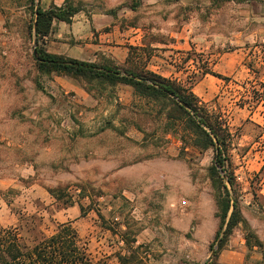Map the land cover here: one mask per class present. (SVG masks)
I'll list each match as a JSON object with an SVG mask.
<instances>
[{"label": "rangeland", "instance_id": "obj_1", "mask_svg": "<svg viewBox=\"0 0 264 264\" xmlns=\"http://www.w3.org/2000/svg\"><path fill=\"white\" fill-rule=\"evenodd\" d=\"M63 2L93 38L117 33L128 48L122 69L150 71L160 56L191 68L184 94L226 136L233 185L219 174L230 207L222 222L214 152L194 146L185 114L138 94L123 105L115 86L89 91L39 71L34 48L38 57L46 39L34 11L51 0H0V227L19 226L30 241L68 221L108 264L138 245L143 264H264V0ZM132 28L137 45L127 42ZM189 36L195 49H173ZM206 68L229 79L204 78ZM235 201L242 220L225 235Z\"/></svg>", "mask_w": 264, "mask_h": 264}, {"label": "trees", "instance_id": "obj_2", "mask_svg": "<svg viewBox=\"0 0 264 264\" xmlns=\"http://www.w3.org/2000/svg\"><path fill=\"white\" fill-rule=\"evenodd\" d=\"M79 11L78 8L64 2L61 6L51 5L48 8L38 6L35 11L34 31L38 40L48 36L54 20L69 23ZM132 48L130 47L129 50ZM40 61L38 70L43 73L68 75L85 83L87 90L93 87L116 86L118 83L129 85L133 94L151 98L153 101L164 99L170 101L176 109L188 117L189 126L193 129L194 146L201 150L212 148L214 157L208 168L213 187L219 192L218 208L221 221L227 216L230 203L228 188L220 177V171H225L224 152L227 148L226 136L220 126L213 125L205 116H198V109L193 104V98L185 95L181 83L162 77L152 71L137 72L133 69L121 68L108 59L101 62H88L75 58L49 53L43 46L37 47ZM203 74H210L221 80L229 77L206 68ZM183 103V105L180 104ZM187 107V108H186ZM192 112L193 115L190 113ZM194 114L196 117H194ZM207 128L209 131H206ZM264 168V164L262 166ZM226 181L233 185V176L227 173ZM237 201L233 204L224 230L229 235L233 228L242 220ZM127 243V242H126ZM132 248L126 255L117 254L120 264H143L138 250ZM0 264H108L106 260H94L81 243L76 229L70 222L58 223L53 234L27 240L20 232L19 226L0 227ZM207 264V263H204Z\"/></svg>", "mask_w": 264, "mask_h": 264}, {"label": "crops", "instance_id": "obj_3", "mask_svg": "<svg viewBox=\"0 0 264 264\" xmlns=\"http://www.w3.org/2000/svg\"><path fill=\"white\" fill-rule=\"evenodd\" d=\"M63 3V0H51L52 5L61 6ZM76 14L69 23L57 20L52 22L51 31L44 38L46 39L44 48L47 52L88 62H99L100 59H108L118 66L128 64V48L119 41L121 39L116 32L98 33L97 40L96 37H92L94 31L89 20ZM94 27H96L95 31L99 29L97 25ZM192 41L189 36L183 42L173 44V49H179V51H183L182 53L187 55L192 49H195ZM169 50L164 51L163 55L168 56L167 53L171 52ZM157 58L159 63L156 62L155 65H149L150 71L181 84L187 82V76L191 69L187 64L185 66L176 64V58L171 61L170 59L167 61L161 56ZM220 74L224 75L221 72ZM202 76L204 78L207 76L216 78L210 74H203ZM115 87L118 101L123 105H129L134 95L133 88L122 83H118ZM70 208H74V206L71 205Z\"/></svg>", "mask_w": 264, "mask_h": 264}, {"label": "built area", "instance_id": "obj_4", "mask_svg": "<svg viewBox=\"0 0 264 264\" xmlns=\"http://www.w3.org/2000/svg\"><path fill=\"white\" fill-rule=\"evenodd\" d=\"M132 36L127 40L130 45H137L139 43L141 32L138 28H132Z\"/></svg>", "mask_w": 264, "mask_h": 264}, {"label": "water", "instance_id": "obj_5", "mask_svg": "<svg viewBox=\"0 0 264 264\" xmlns=\"http://www.w3.org/2000/svg\"><path fill=\"white\" fill-rule=\"evenodd\" d=\"M34 56H35V58H37L38 60H40V58L37 57V55H36V49H35V48H34ZM180 104L183 105V106L185 107V105H184L183 103L180 102ZM186 108H187V107H186Z\"/></svg>", "mask_w": 264, "mask_h": 264}]
</instances>
